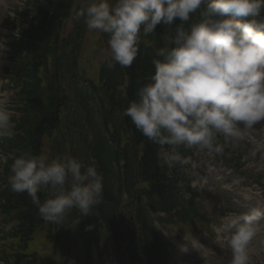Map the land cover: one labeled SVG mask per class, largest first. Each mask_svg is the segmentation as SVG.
<instances>
[{"label":"clouds","instance_id":"9594fccd","mask_svg":"<svg viewBox=\"0 0 264 264\" xmlns=\"http://www.w3.org/2000/svg\"><path fill=\"white\" fill-rule=\"evenodd\" d=\"M262 10L264 0H81L72 19L107 35L109 68L131 67L142 38L163 26L154 73L123 115L161 149L183 145L224 155L227 144L264 120ZM14 134L12 113L0 104V141ZM183 163L179 152H164L167 168ZM9 173L11 191L26 193L47 222L64 224L74 209L89 215L103 201L102 174L69 154H19ZM262 222L264 207L251 205L217 229L228 234L231 264H249V245Z\"/></svg>","mask_w":264,"mask_h":264},{"label":"trees","instance_id":"16d2710c","mask_svg":"<svg viewBox=\"0 0 264 264\" xmlns=\"http://www.w3.org/2000/svg\"><path fill=\"white\" fill-rule=\"evenodd\" d=\"M74 2L75 0L39 1L35 14L27 17L22 14L26 18L22 17L18 25L20 31L8 42L12 52V75L6 88L13 90L10 96L13 106L10 103L9 108L15 111L12 116L15 134L11 139L0 141L1 150L7 154V163H1L6 187L1 193L5 204L0 211V224L7 229L5 239L10 241L11 257L16 261L26 260L35 264L34 257H28L24 251L34 232L43 227L46 221L40 217L37 207L26 193L11 191L7 181L9 166L16 155H41L43 139L53 136L54 132L61 134L63 128H68L67 118L62 115L61 110L63 105L76 98L84 110L87 123H92L97 115L102 122L100 125L106 129L110 121L116 123L115 130L124 135L125 145L117 154L112 153L101 160L110 181L103 187L102 203L92 209L96 217L93 214L80 216L75 209L66 217L68 221L76 222L73 233L79 236L82 244L83 261L72 264H91L93 259L95 264H99L101 260H107L109 255H114L121 264L130 263L121 261L119 255L131 259L133 264H142L144 259L148 264L156 262V256L159 252L164 253V249L157 236L152 234V225L149 219H145V210L167 211L170 208V199L177 192V176L174 168L170 174L166 172L157 156L156 145L137 134L131 119L127 123L123 121L121 109L136 98L137 89L141 86L139 82H135V72L148 71L152 48L163 46L161 37L165 28L158 26L154 35L144 38L152 47L141 44L132 66L125 69L131 82H100V87L107 92L106 104L105 107L100 104L95 107L90 105V101L94 102L93 86L87 91L85 88H77L75 83L72 86L68 83L76 69L71 52L75 47L71 50L70 42L79 34L73 31L64 36L61 26L68 15V8ZM74 23L78 30L84 25L83 21ZM95 101L98 103L100 100ZM80 128L79 125H73L68 128L66 135L57 133L58 140L70 147L69 155H82L78 148L73 151L77 143L85 142L83 134L79 133ZM139 133L142 134L140 131ZM60 154L64 155V151L61 150ZM112 159L122 162L117 170L111 168ZM123 193L130 195L126 201L121 200ZM38 195L41 200L45 198L44 193ZM127 205L139 213V220H136L138 228H131L133 222L127 216ZM170 217L169 215L167 220ZM50 228L48 225V229ZM106 237H110L113 243H108ZM121 248L124 251H120Z\"/></svg>","mask_w":264,"mask_h":264},{"label":"rangeland","instance_id":"374dc122","mask_svg":"<svg viewBox=\"0 0 264 264\" xmlns=\"http://www.w3.org/2000/svg\"><path fill=\"white\" fill-rule=\"evenodd\" d=\"M6 2L5 0H0V40H3L5 35L12 32H10L7 27L17 22L16 16L12 14L11 11L13 5L10 3L6 4ZM97 47L101 48H99V52L96 53ZM106 52V47L100 44L97 33L91 32L82 46L81 60L84 62L83 65L90 73H94L96 66L105 56ZM8 55L9 52L6 50V46L4 49H0V85L2 82H6V76L7 78L10 76L9 73L6 75L3 72L4 67L10 66ZM7 94L8 92H0V104L6 105ZM245 131L247 132L244 133H248V136L245 135L242 138L244 166L241 168L242 173L240 175L234 172L226 174L228 173V167L218 164L212 154L204 156L202 152L198 153L199 158L194 167L200 169L203 163L205 175L201 180L198 179L194 181L193 184L199 188V207L202 211L208 213L211 218L214 211L221 208L222 205L244 212L249 206L259 204L260 198L264 195V164L254 168L259 146L252 141L253 138H261L263 140L264 120L258 122L252 129H246ZM43 154H51V144L47 141L44 143ZM187 163L192 167L193 162L191 160ZM259 174L261 175L262 185H256L255 183ZM217 178H220V181H217ZM215 190L219 193H215ZM259 191H262V193L256 195ZM214 232L216 235L214 241L208 240L204 233L196 236V239H189L185 236L186 230L183 227H174L168 233L164 231L162 233L169 244L172 245L177 255H192L190 260L182 264H220L218 252L221 254L225 252L224 246L222 245L224 243V233L218 232L217 229H214ZM38 238L39 240L36 244L43 248L42 263L45 264L48 258L46 252L47 245H45V242L41 244L39 242L40 239L43 238V234L38 235ZM263 242L264 237H261V235L256 236L253 245L250 247L251 254H259L262 264H264V249L258 244ZM182 247H187V251H182Z\"/></svg>","mask_w":264,"mask_h":264}]
</instances>
